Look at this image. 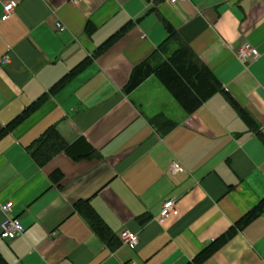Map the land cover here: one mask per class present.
I'll return each mask as SVG.
<instances>
[{
  "label": "crops",
  "instance_id": "1",
  "mask_svg": "<svg viewBox=\"0 0 264 264\" xmlns=\"http://www.w3.org/2000/svg\"><path fill=\"white\" fill-rule=\"evenodd\" d=\"M9 1L16 5L2 19ZM124 26L0 137V204L13 202L9 213L0 209V224L17 217L25 228L11 240L0 236V257L264 264V208L239 223L264 198V0H0V60L8 58L0 61V129ZM247 42L259 56L241 62L234 50ZM182 44L225 93L187 113L153 74L125 92L134 66L157 65ZM155 120L172 126L164 131ZM51 125L66 145L43 163L32 152ZM172 160L184 171L169 172ZM168 199L176 213L160 221ZM78 204H89L110 236L97 234ZM125 229L138 236L134 248L119 237Z\"/></svg>",
  "mask_w": 264,
  "mask_h": 264
},
{
  "label": "trees",
  "instance_id": "2",
  "mask_svg": "<svg viewBox=\"0 0 264 264\" xmlns=\"http://www.w3.org/2000/svg\"><path fill=\"white\" fill-rule=\"evenodd\" d=\"M125 29L122 27L119 32L113 34L108 39H106L99 47L96 48L94 54L91 57H86L76 66L70 69L62 78H60L48 92L42 94L36 100L32 101L27 105L23 111L14 117L10 122H8L2 129H0V137L6 132L12 130L20 122H22L31 113L40 108L44 102L48 99L49 95L56 92L58 89L63 87L68 83L76 74L81 72L88 64L91 63L92 58L95 54H100L106 50L114 40L119 37L121 31ZM155 75L158 80L164 85V87L171 93V95L176 99L180 106L187 113L194 112L204 101L217 92L225 93L220 82L208 69V67L200 62L194 53L182 44L173 54L167 59L163 60L157 65H152L148 61H143L138 65L134 66L129 79L125 85V92H130L136 88L142 81H144L148 76ZM226 97L232 102L236 110L242 115L248 124H250L251 119L247 116L246 112L236 103L231 97ZM160 119V118H159ZM156 125L162 127L164 131L169 129L172 124L168 121L162 123L157 122ZM255 129V127L253 128ZM264 139V138H263ZM40 145H37L32 156L40 162H45L49 157L59 152L66 145V141L58 133L56 127L51 125L48 127L38 140ZM79 212L87 220L91 228L100 236L107 237L109 235V229L106 224L101 220V218L96 214V212L90 207L89 204H78ZM264 208V198L249 213H247L239 223H245L253 218L256 213ZM211 247V246H210ZM209 247L204 249L200 255L196 257V262L205 258L209 253ZM0 263L6 264L2 257H0Z\"/></svg>",
  "mask_w": 264,
  "mask_h": 264
},
{
  "label": "built area",
  "instance_id": "3",
  "mask_svg": "<svg viewBox=\"0 0 264 264\" xmlns=\"http://www.w3.org/2000/svg\"><path fill=\"white\" fill-rule=\"evenodd\" d=\"M80 1V0H72ZM169 2H175L179 0H167ZM16 5L15 1H9L3 6L2 19H5L7 15L13 10ZM56 26L59 30H63L62 24L59 22L56 23ZM234 54L238 60L241 62H246L255 59L259 56V51L250 43H244L234 50ZM1 63H6L8 61L7 56L1 58ZM168 171L171 173H179L184 171V167L176 160H172L168 166ZM175 201L173 199H168L164 201L161 205L159 212V220L164 221L167 217L176 213ZM13 207L12 201H7L3 204H0V209L4 213H9ZM25 228L22 225L21 221L17 217H10L3 220L0 224V236L4 239H14L18 236L24 234ZM121 241L128 245L130 248H134L138 243V236L134 232H131L127 229L122 230L119 234ZM125 264H134L133 261L127 262Z\"/></svg>",
  "mask_w": 264,
  "mask_h": 264
}]
</instances>
